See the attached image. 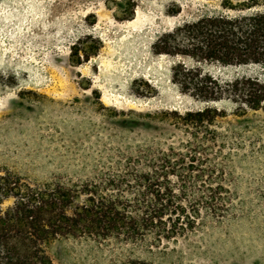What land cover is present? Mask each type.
<instances>
[{
	"label": "rangeland",
	"instance_id": "374dc122",
	"mask_svg": "<svg viewBox=\"0 0 264 264\" xmlns=\"http://www.w3.org/2000/svg\"><path fill=\"white\" fill-rule=\"evenodd\" d=\"M133 1L134 15L124 18L118 5L105 0H0L1 173L32 184L81 182L187 142L189 133L171 124L174 117L164 125L160 112L203 103L173 82L172 67L180 58L155 53L154 44L217 7L208 0ZM76 47L83 55L79 64L71 61ZM204 70L222 79H264V65L212 63ZM217 106L228 115L207 136L218 131L224 156L210 153L201 168H223L227 189L220 212H203L195 231L160 248L115 237H62L51 243L53 264H122L134 258L264 264V126L233 134L228 123L234 106Z\"/></svg>",
	"mask_w": 264,
	"mask_h": 264
},
{
	"label": "trees",
	"instance_id": "16d2710c",
	"mask_svg": "<svg viewBox=\"0 0 264 264\" xmlns=\"http://www.w3.org/2000/svg\"><path fill=\"white\" fill-rule=\"evenodd\" d=\"M105 1L118 5L124 18L134 15L133 0ZM208 1L217 8L185 21L154 44L155 53L180 58L172 67L173 82L183 94L203 103L184 112H160L164 125L174 117L171 124L189 133L187 142L180 149L169 145L158 156L81 182L53 179L32 184L17 174L0 172V264H53L51 243L68 236L148 241V246L160 248L195 231L203 212H220L227 189L223 168L201 166L210 153L224 155L218 131L211 129V137L207 132L227 117L217 106L223 101L234 106L229 132L264 126V79H222L204 65H264V0ZM73 52L72 63H81L80 49ZM182 166L188 169H178ZM122 264L154 263L134 258Z\"/></svg>",
	"mask_w": 264,
	"mask_h": 264
}]
</instances>
